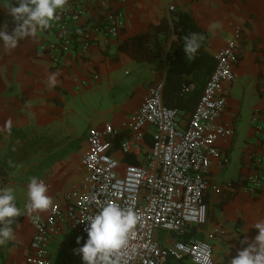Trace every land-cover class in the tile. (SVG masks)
<instances>
[{
  "label": "crops",
  "instance_id": "crops-1",
  "mask_svg": "<svg viewBox=\"0 0 264 264\" xmlns=\"http://www.w3.org/2000/svg\"><path fill=\"white\" fill-rule=\"evenodd\" d=\"M9 5L16 6V0H0V26L6 24V30L11 33L16 23L8 12ZM83 5L86 16L82 21H100L107 11L120 10L124 16L120 35L92 46L85 54L66 53L58 62H53L49 54L38 53L40 43L59 36L52 24L44 30L38 28L35 35L22 39L16 48L7 52L0 43V154L7 156L11 152L13 131L45 129L58 122L59 115L72 113V106L80 101L90 104L96 96L107 103V108L92 119L93 127L101 128L109 123L118 128L129 124L149 88L165 80L166 53L172 37L169 32L164 34L158 29L160 20L173 12L186 11L206 32L208 53L215 55L228 40H234L237 46L233 62L237 80L219 117V122L233 127L234 134L217 143L229 163L225 166L212 163L209 168L204 193L207 222L197 228V237L212 245L214 264H228L238 249L247 246L240 241L247 237L251 243L258 234L253 226L264 221V189L250 194L242 188L243 177L249 169L247 154L261 150L251 117L258 109L264 122V0H83ZM53 73H57V83L50 87L48 77ZM244 102L248 105L246 131L240 140L237 161L230 166L239 139L240 109ZM181 105L184 108L178 110L185 124L195 102ZM144 143L145 147L149 146V136ZM114 155L123 158L118 151ZM2 157L0 162L4 161ZM80 157L77 152L65 154L52 162L41 176L53 201L63 204L66 192L80 188L83 175ZM132 159L125 157V161ZM4 177L0 168V183ZM27 185L18 178L4 185L17 189L24 214L12 225L16 238L0 246L3 264H26L33 235L31 219L47 213L45 210L27 215ZM70 232L65 229L49 245L55 237L67 236ZM67 240V247L76 242ZM63 263V259L52 260V264Z\"/></svg>",
  "mask_w": 264,
  "mask_h": 264
},
{
  "label": "built area",
  "instance_id": "built-area-1",
  "mask_svg": "<svg viewBox=\"0 0 264 264\" xmlns=\"http://www.w3.org/2000/svg\"><path fill=\"white\" fill-rule=\"evenodd\" d=\"M56 15L51 24L58 38L38 45V53L49 54L53 62L66 53L85 54L92 46L118 37L124 27L120 10L107 11L100 21H82L86 16L83 0H68ZM236 47L234 40H228L213 55L215 67L185 124L178 108L164 104L163 83L159 82L149 88L129 124L117 128L107 123L87 131L80 157L81 186L66 192L63 204L53 201L45 215L31 219L33 235L26 264H52L48 245L65 229L75 231L83 243L87 234L86 221H82L108 203L132 208L140 216L128 244L114 256L118 264H214L212 245L197 237V228L207 222L204 193L209 168L212 163H229L217 143L234 134L233 127L219 122V117L237 80ZM192 89L193 84H183L179 93L185 95ZM260 115L254 110L251 124L261 150L248 153L245 159L249 169L242 188L250 194L264 189V122ZM120 133L124 136L117 142ZM146 136L150 137L147 147ZM116 151L123 158L115 156ZM127 156L133 161H125ZM73 264H83L79 254Z\"/></svg>",
  "mask_w": 264,
  "mask_h": 264
},
{
  "label": "clouds",
  "instance_id": "clouds-1",
  "mask_svg": "<svg viewBox=\"0 0 264 264\" xmlns=\"http://www.w3.org/2000/svg\"><path fill=\"white\" fill-rule=\"evenodd\" d=\"M68 0H16V6L9 5L8 12L16 26L9 33L7 25L0 26V43L4 50L14 49L26 37L35 35L37 29H47L57 19V11L65 8ZM203 39L196 33L184 37V52L188 59H194ZM57 73L48 77V84L54 87ZM28 202L26 213L31 216L37 211H45L53 204L48 195V186L37 177H32L27 185ZM24 213L17 207L14 190L11 187L0 188V246L14 240L15 232L12 225L15 218ZM140 220V216L132 208H123L116 203L100 206L96 214L86 217L84 231L87 238L80 245L81 237L74 249L82 258L83 264H118L114 256L126 247L129 237ZM258 234L251 243L247 237L240 243L246 247L237 250L235 257L228 264H264V221L254 226Z\"/></svg>",
  "mask_w": 264,
  "mask_h": 264
},
{
  "label": "rangeland",
  "instance_id": "rangeland-1",
  "mask_svg": "<svg viewBox=\"0 0 264 264\" xmlns=\"http://www.w3.org/2000/svg\"><path fill=\"white\" fill-rule=\"evenodd\" d=\"M106 108L107 103L102 102V99L96 96L90 104L85 105L80 101L76 106H72V113L59 115L58 122L45 129L26 130L24 131L26 134L24 138L14 136L12 139L10 137L16 150L15 154L8 153L7 156L3 152L0 154L1 157L4 155L2 157L4 161H2L1 172H5L6 181L18 178L20 181L28 183L32 177H37L44 182L41 176L49 169L52 162L69 153L77 152L78 157H80L83 153L87 131L93 127L91 124L92 119L98 117V112L105 111ZM240 116L239 139L235 150L232 152L230 166L237 161L240 140L246 131L244 126L248 116L246 102L242 104ZM104 119L106 122L108 116ZM13 190L17 207L23 211L21 198L15 191L17 189ZM17 218H15V221ZM77 237L80 236L75 231L70 232L67 236L59 235L55 237V241L48 246L50 258L55 261L63 259V264H71L77 256L74 249L82 245V241H80V245L74 242V244L67 247L66 245L69 242L67 239L76 240Z\"/></svg>",
  "mask_w": 264,
  "mask_h": 264
},
{
  "label": "trees",
  "instance_id": "trees-1",
  "mask_svg": "<svg viewBox=\"0 0 264 264\" xmlns=\"http://www.w3.org/2000/svg\"><path fill=\"white\" fill-rule=\"evenodd\" d=\"M158 29L164 34L169 32L172 37L169 50L166 53V76L162 87L164 104L178 109L184 108L181 103L195 102L196 104L206 80L216 64L215 57L205 49L206 32L196 24L190 13L182 10L171 13L168 18H162L158 24ZM192 33L202 36L203 39L200 41L201 46L196 52L195 58L190 60L184 52V37ZM183 84H193V89L189 93L181 95L179 90ZM12 133L21 138L26 136L22 131H13ZM123 136L124 133H120L116 141L118 142ZM9 152L15 154L16 150L11 146ZM1 166L2 162H0V168ZM1 175L2 177L5 176V172H1ZM5 184L6 178L4 177L0 183V188H3ZM2 258L3 253L0 251L1 264H3ZM171 264L181 263L172 261Z\"/></svg>",
  "mask_w": 264,
  "mask_h": 264
}]
</instances>
